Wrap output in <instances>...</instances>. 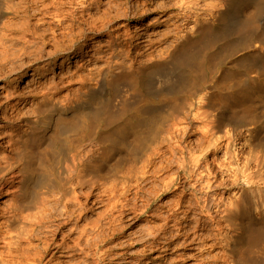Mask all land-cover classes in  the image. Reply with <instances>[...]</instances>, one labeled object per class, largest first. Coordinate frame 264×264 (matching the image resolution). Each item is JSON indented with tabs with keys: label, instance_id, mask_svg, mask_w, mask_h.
<instances>
[{
	"label": "bare ground",
	"instance_id": "6f19581e",
	"mask_svg": "<svg viewBox=\"0 0 264 264\" xmlns=\"http://www.w3.org/2000/svg\"><path fill=\"white\" fill-rule=\"evenodd\" d=\"M146 5L0 0V197L7 186L16 197L0 210V264H51L65 253L67 264L124 260L118 248L100 249L120 238L132 212L161 222L126 244L142 248L120 264H142L165 244L197 245L209 254L199 264L264 263V224H256L264 221V200L259 212L242 211L245 193L264 186L260 165L241 160L256 127L237 125L256 118V101L264 102V64L257 61L264 57V0L156 3L151 11H175L173 39L156 51L151 47L167 38L114 27ZM239 47L247 50L242 56ZM63 55L94 65L68 76L67 83L77 76L79 87L65 96L64 80L38 66ZM31 66L32 80L21 88ZM110 156L117 161L108 164ZM165 195L170 199L159 203ZM216 248L221 252L211 255Z\"/></svg>",
	"mask_w": 264,
	"mask_h": 264
},
{
	"label": "rangeland",
	"instance_id": "374dc122",
	"mask_svg": "<svg viewBox=\"0 0 264 264\" xmlns=\"http://www.w3.org/2000/svg\"><path fill=\"white\" fill-rule=\"evenodd\" d=\"M140 1H143V0H140ZM144 1H146L148 5H146L144 8L141 7V6L139 7V10H141V13L138 10L139 13L137 12L136 15H135V13H132L131 14V18H129L127 20L124 19V18L123 19H117L115 21V23H114V27L120 26L121 24H126L127 28H129L132 31L136 30V28L141 29L142 32L146 33V35H150L149 38H151V39L154 38L153 40L157 41L158 38H162V39L163 38H167L165 40L166 41L165 43L154 44L153 45L154 47L152 46L151 49H150V51L152 49H154L155 51L158 50V49L160 50L162 47L164 48L165 46H167V42L169 43L173 39V37H172L173 35L170 32V30H172L171 22H172V19H173L172 16L175 14V11H169V12L162 13L161 9H158V8L156 9V10H159L158 12L150 10V9H152V6L156 5V3L157 4L158 3H160V4L162 3L163 4L165 2V0H155V1H151V2H150V0H144ZM261 14L262 15L260 16V19L262 21H264V10H263V12ZM163 19H164V21H162ZM240 19H243V16H241ZM215 24H216V22H215ZM166 32H169L168 35H166L167 37L165 36ZM144 38H147V37H144ZM103 39H104L103 43H105L106 42V37L103 38ZM162 42H164V40H162ZM256 42L258 44H260V42L257 39L254 41V43H256ZM157 45H158V47H157ZM49 49H51V48L50 47L46 48V50H49ZM261 50H264V42H263V48H261ZM246 51L247 50H245L244 48L239 47L237 55L242 56L243 55L242 53H245ZM91 53H92V51L90 52V54ZM65 57H66V55L59 56V57H57V59L55 61L48 59V60L41 61L38 64V66H41V67H44V68L48 69L47 70L48 73H46L48 78H50L52 80H55V81H59V82H62L64 80V82H65L64 85L61 84V85H63V88L61 89V92H60L61 96L69 95L68 93H72L75 89H77L79 87V82L77 80V76L74 77L72 79V81H70V83H67L66 81H68V79H71V78H68V76L85 74L87 72L88 68H91V67L94 66L93 65V61H91V63L86 62V60L78 62V61H76L77 60L76 57H72L71 60L66 59ZM230 58L231 57H228V58L224 59L221 62V64H225L227 61H229ZM257 61H258V66L259 67L263 66L264 57L262 59H261V57H258ZM261 61H263V62L261 63ZM51 62H53V63H51ZM32 68H33V66L29 67L27 69V74L24 75L20 79L21 88H26L27 86H29V84H30L29 82H31V80H32V77L30 75L32 73ZM260 71H262V70H260ZM14 76L18 77V75H14ZM15 77H12V78H15ZM174 80H175V82L179 83L180 79H178V74L175 75ZM68 84H71V85H68ZM1 85H4L3 81L0 82V86ZM4 92H5L4 89H0V93L4 94ZM257 101H256V103H257L256 104V108L257 109H256V113H255V117L256 118H254V119L248 118V120L245 119V121L241 120V121L238 122L239 124H237V125L239 126L240 130H241V128L242 129L244 128L242 126H250L252 128L256 127V129L253 128L254 129V135H253L252 141L249 144H247V146H242L243 156H242L241 160H245V158H250L251 162H253L252 164L254 166L256 164H259L260 167L263 170V173H264V165H263L264 164V102L260 101V100L258 102ZM247 102H248L247 104L250 103L249 101H247ZM28 106L29 105H27V107ZM213 111L215 113H219L217 108H213ZM223 115H224V118H226V117H228L230 115V113H229V111L225 110V114H223ZM236 115H237V117L242 116V115H239V114H236ZM219 116H221L220 113H219ZM196 123H197L196 125H195V122L193 123L194 125L192 124V126H194V128H200L202 126L201 123H198V122H196ZM244 137H245V132H241L240 138L242 140L241 139L238 140V141L241 140L240 141V145L244 144V142H245ZM192 138H194V137H192ZM247 147L249 149H247ZM109 159L110 160H109L108 164H113L114 162L117 161V156H114V157L110 156ZM108 164L107 165H102V168L104 170H106V171L109 169L108 168ZM125 165H126V163L123 164L122 166H125ZM260 186H262L261 187L262 192H260L262 195L259 193V191H254L252 193H245V195L243 197L242 211L248 212V214L249 213L252 214L253 212H259L260 210H262L260 204H261V201L264 200V192H263L264 191V186L263 185H260ZM4 189H5L4 190L5 192L3 191L1 193V197H0V210L1 211L2 210L5 211V209L7 210L8 207L14 202L13 199L16 198L15 196H11L10 195V191L9 190H12V189L9 188V186L5 187ZM232 193H233V191H230V192H228L226 194V196L227 195L230 196L229 194H232ZM188 196L189 195H187V197ZM83 198L80 199L81 203L82 202L83 203L86 202V199L85 198L83 199ZM169 199H170V195H165V196H163L160 199L159 203L166 202ZM9 200H11V201H9ZM93 200H94V198H93ZM7 205H9V206H7ZM155 207L156 206H154L153 208H155ZM104 208H105V206H101L100 208H98L99 210L97 209V211L100 212ZM4 211H2V212H4ZM2 212H0V213H2ZM150 214H152V213H150ZM96 215H91L90 219L91 220H93V219L96 220L97 219ZM127 217L125 218L126 220L124 219V222H123L124 224H122V225L125 226V228L123 229L124 232H122L120 235H118V236H120V238L117 239V240L116 239L113 240L111 243H108V244L105 243L103 246H101V249H100L101 252H104V250H108L111 247H115V248H118L117 250L113 251L116 254H123V253L126 252V255L123 256L124 258L126 257L124 260L115 259V260H113L114 261L113 264H120L119 262H122V261L124 262V261H129V260L130 261H134L135 257L131 258V257L127 256V255L138 251L139 249L142 248V245H139L137 247L132 248V247H126V246H128L126 244H128L130 242H133L132 240L135 241L137 239V236L140 234V232L143 229H145L146 227L153 226V225L158 224V223L161 222V221L155 220L154 218H151L149 216H140L139 214H137V212H132V214L129 213V214H127ZM236 218H237V220H239L238 217H236ZM125 221H126V223H125ZM84 222L85 221H82V222L78 223L79 229H82V227H84V225L86 223V222L85 223ZM103 222H105V220H103ZM127 222H129V223H127ZM244 222H246V221H244ZM256 224L257 225H263L264 221L259 220V221L256 222ZM71 226L72 225H69V226L66 227L67 229L64 228L63 230L67 231ZM241 228L242 227H240V229H239V231H241L240 232L241 235L236 239L238 247H243V245H244V243H243L244 242V237L243 236H245V234L242 231L243 228H242V230H241ZM122 234H124V235H122ZM73 236H76V234L73 235ZM60 237H61V234L59 235V238ZM35 243H37V242H35ZM164 246H166V247H162L163 249L161 248V249H157L155 251L150 252L149 256L143 259L142 264H145V262L147 260L151 262L149 264H199V261H200L201 258H205L206 256L209 255L208 253L200 255L198 253V251L195 249L197 245H190L189 246V248H190L189 250L188 249L184 250L183 248L179 249L181 247H179V246L177 247L176 244H173V245H170V246H168V244H165ZM173 246H174V248H173ZM168 247H170V248H168ZM165 248H168V249L165 250ZM220 250H221L220 248L214 249V251L211 252V255L214 254V253H217V252H221ZM65 255H67V256H65ZM68 255H69V253H65L63 257L60 256L59 258L54 259V261L51 264H59V262L61 264H63V263L67 264L68 262H70V257H68ZM112 255H113V253H111V255H110L111 258L112 257L114 258V257L117 256V255H115V256L114 255L112 256ZM91 256H92V258H89L88 263L92 262L95 259V257L93 256V253H92ZM81 257L82 256H79V258H81ZM48 258H49V256L47 257V259ZM105 262H108V259H107V261L105 260ZM125 264H130V263L127 262ZM261 264H264V263H261Z\"/></svg>",
	"mask_w": 264,
	"mask_h": 264
}]
</instances>
